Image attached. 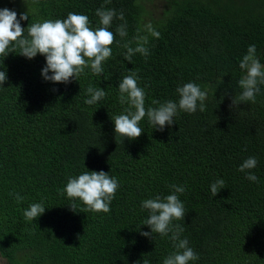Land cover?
<instances>
[{"label": "trees", "instance_id": "16d2710c", "mask_svg": "<svg viewBox=\"0 0 264 264\" xmlns=\"http://www.w3.org/2000/svg\"><path fill=\"white\" fill-rule=\"evenodd\" d=\"M102 6L123 12L124 21L114 18L109 27L116 40L101 75L86 68L78 80L56 84L42 76L44 56L30 60L19 50L0 56L7 77L0 85V258L7 264H163L176 249L169 237L141 235L151 232L141 203L171 194L175 184L186 188L178 194L185 217L173 224L183 227L180 239L199 257L189 264H264V85L255 103H232L242 91L239 63L250 45L264 65V0H182L161 16L146 12L141 0H46L30 10L24 0H0V10L15 11L18 19L29 12L20 21L25 30L70 12L88 16L95 30ZM125 21L122 40L116 28ZM149 23L159 39L149 37L147 57L137 53L126 61L123 44ZM133 72L146 110L159 106L154 100L178 102L177 88L195 83L207 92L205 111H178L162 131L145 116L143 134L117 144L111 117L125 114L118 87ZM89 85L106 92L91 106L84 103ZM249 157L258 161L251 170L258 182L238 170ZM87 171L118 180L109 212L83 213L78 200L73 211L66 194H58L69 177ZM218 179L224 188L213 197L210 185ZM32 203H43L45 212L29 223L23 213Z\"/></svg>", "mask_w": 264, "mask_h": 264}, {"label": "clouds", "instance_id": "9594fccd", "mask_svg": "<svg viewBox=\"0 0 264 264\" xmlns=\"http://www.w3.org/2000/svg\"><path fill=\"white\" fill-rule=\"evenodd\" d=\"M46 0H24L30 10L39 6ZM111 0H106L110 3ZM29 13V12H28ZM21 14L19 19L17 13L9 9L0 10V56L7 57L10 52L19 50L20 55L28 59L35 58L38 54L46 58V67L42 70V76L46 81L56 84H67L76 80L83 74L85 69L90 68L93 75L103 73V63L112 56L111 46L116 36L109 30L113 19L118 18L124 21V14H119L114 9H105L103 6L96 11L99 17V25L95 30L89 26V18L83 14L68 13L66 19L44 20L43 22L30 23L25 30L20 21H27L29 14ZM25 31L27 35L25 36ZM116 33L123 40L127 37V22L116 28ZM143 33V34H142ZM149 37L159 39L160 33L156 31L151 23L146 24L143 29H137V34L132 41L123 44L124 59L131 62L132 57L139 53L144 57L149 55L146 45ZM133 44L135 45L133 47ZM240 69L245 73L238 81L242 89L239 95L233 99V105L252 102L255 103L256 95L260 93V85H264V65L256 56L255 45H250L247 54L239 63ZM51 73V75H49ZM6 73L0 71V85L6 82ZM138 76L133 72L124 76L119 83V102L127 105L125 114L111 117L115 125L116 143L125 140L134 141L138 139L143 130L140 122L147 116L149 123L157 130H163L166 125L175 123L174 117L178 111L188 114L196 113L198 107L200 112L205 111L204 101L207 92L202 91L195 83H187L177 88L179 95L178 102L166 101L158 107L145 109V92L138 86ZM88 99L85 104L91 106L101 101L105 96V90L95 88L91 85L86 90ZM257 159L249 157L239 167V171L246 174V179L258 182L256 175L251 173L257 166ZM224 180L218 179L210 185L212 196L215 197L224 188ZM171 194L142 201L141 207L148 212V218L144 221L151 232H142L141 235L153 238L154 234L161 238L169 237L176 249L163 260V264H189L198 260L195 251L189 247L188 240L180 239L184 231L180 224H173V221L184 219V204L180 201L178 194L186 191L184 186L171 185ZM119 188V182L109 174L101 172H84L78 177H69L66 186L58 189V194L71 201L69 207L76 211V201H80L84 207L83 213L94 212L107 213L110 211V204L115 198ZM18 203L23 197L16 194ZM45 212L43 203H32L23 213L26 222L37 220ZM147 264V261L144 262Z\"/></svg>", "mask_w": 264, "mask_h": 264}, {"label": "rangeland", "instance_id": "374dc122", "mask_svg": "<svg viewBox=\"0 0 264 264\" xmlns=\"http://www.w3.org/2000/svg\"><path fill=\"white\" fill-rule=\"evenodd\" d=\"M181 1L182 0H141V4L146 8V12L153 11L156 16H161L164 11L172 9L176 2L180 3ZM0 264H7V262L0 258Z\"/></svg>", "mask_w": 264, "mask_h": 264}]
</instances>
